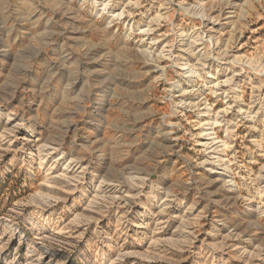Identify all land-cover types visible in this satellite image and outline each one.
<instances>
[{
  "label": "rangeland",
  "instance_id": "374dc122",
  "mask_svg": "<svg viewBox=\"0 0 264 264\" xmlns=\"http://www.w3.org/2000/svg\"><path fill=\"white\" fill-rule=\"evenodd\" d=\"M0 264H264V0H0Z\"/></svg>",
  "mask_w": 264,
  "mask_h": 264
}]
</instances>
